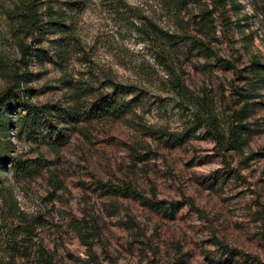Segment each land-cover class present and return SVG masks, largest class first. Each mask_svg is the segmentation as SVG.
<instances>
[{
  "label": "rangeland",
  "instance_id": "1",
  "mask_svg": "<svg viewBox=\"0 0 264 264\" xmlns=\"http://www.w3.org/2000/svg\"><path fill=\"white\" fill-rule=\"evenodd\" d=\"M15 1L0 0V99L14 85L6 68L20 59L6 16ZM84 2L85 51L62 71L57 35L46 39L47 57L21 67L32 73L29 102L88 106L113 79L136 87V105L75 126L41 117L29 135L22 107L2 109L0 264H264V0ZM148 21L173 43L144 34ZM65 79L99 91L79 98ZM253 91L245 144L221 156L203 123L227 131ZM99 181L141 196L105 194Z\"/></svg>",
  "mask_w": 264,
  "mask_h": 264
},
{
  "label": "trees",
  "instance_id": "2",
  "mask_svg": "<svg viewBox=\"0 0 264 264\" xmlns=\"http://www.w3.org/2000/svg\"><path fill=\"white\" fill-rule=\"evenodd\" d=\"M170 1L177 2V6L183 8L191 0ZM220 1L223 3L227 2V0ZM55 3V0H16L6 10L10 33L15 40L20 59L19 64H16L14 68H6L8 74L14 79V85H11L6 90L3 98L0 99V115L3 108L22 107L23 111L18 112V119L22 131L27 135L31 133L38 134L43 124L40 121L41 117L47 118L48 125L52 121H55L54 118L57 117L59 121H56V124L62 123L75 126V124L86 119L123 117L134 109L136 105V98L128 99V95L133 94L136 91V87L122 85L113 79H110L106 83L110 91L97 93L95 99L88 106L81 99H77L75 103L68 107H58L56 109L54 106L51 108L48 106L39 107L29 102V98L34 94V90L25 87V83L32 80V73L25 70L21 72V67L27 68V65L35 58L42 61L47 57V51L43 47H40L46 39L52 35H57L55 39H52L53 57L55 63L58 64L62 71L67 69L69 63L78 54H82L85 51L82 37L78 32V18L83 12L85 6L84 0L57 1L60 4L59 7ZM63 5L66 6V9ZM206 17L207 14H204V19ZM145 25L146 27L143 29L144 34H148L151 38L168 39L169 43H173V37L169 32L164 31V29L151 21H148ZM176 43L177 41H175ZM198 44L205 48V50H210L206 47L204 41L200 40ZM256 64V74L262 77L264 65L261 63ZM65 80V82L70 80V88L75 89L79 98L99 91V89L88 85L85 81L80 80L78 81L79 84H75L71 79ZM175 88L182 98L186 99L188 97L187 88L184 83L178 82ZM257 96L256 91L246 95L243 107L235 114V118L230 123L227 131L221 130L213 118L209 117L203 123L215 141L214 148L216 152L221 156L225 157L226 152L238 151L243 148L246 136L251 131L249 121H247L252 113L250 106L256 104V101H250V99ZM54 109L56 110L55 114L52 113ZM4 162V157L0 156V169ZM23 163L22 161H18V166H15V168L22 171L28 168ZM98 188L105 194L141 196V193L130 184L119 185L112 182L99 181Z\"/></svg>",
  "mask_w": 264,
  "mask_h": 264
}]
</instances>
